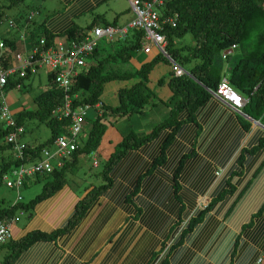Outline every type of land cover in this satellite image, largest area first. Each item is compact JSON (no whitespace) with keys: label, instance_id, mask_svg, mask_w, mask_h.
<instances>
[{"label":"crops","instance_id":"0c3cea01","mask_svg":"<svg viewBox=\"0 0 264 264\" xmlns=\"http://www.w3.org/2000/svg\"><path fill=\"white\" fill-rule=\"evenodd\" d=\"M133 16L128 0H42L34 22L43 23L56 41L65 40L71 27L80 33L93 25L120 26ZM194 44L189 37L175 46L186 52ZM237 47L219 61L223 77L227 78L237 58L225 61L224 67L221 61L229 60ZM151 52L132 51L128 63L139 68L158 54ZM193 63L179 65L189 73ZM174 68L169 61H156L146 82L153 87L143 107L103 118L106 129L113 128V138L121 140L131 131L144 135L168 116L173 106L169 83ZM112 83L118 103L117 90L124 83ZM103 103L117 104H106L104 99ZM9 106L12 110L17 105ZM99 113V109L89 108L83 129L87 126L89 130ZM131 118H135L132 125ZM177 119L176 127L161 129L110 166L109 185L79 222L55 238L36 240L11 264H149L169 243L163 264H255L260 256L264 264V146L259 144L264 139V116L253 119L209 93L192 118L183 108ZM99 149L94 151L96 156ZM43 176L26 179L22 188ZM88 176L83 175L79 182L67 177L57 191L30 207L25 204L42 186L20 194L11 240L32 231L51 233L64 228L87 187L106 182L101 176V182L93 184ZM1 248L0 264L8 252L6 245Z\"/></svg>","mask_w":264,"mask_h":264},{"label":"trees","instance_id":"16d2710c","mask_svg":"<svg viewBox=\"0 0 264 264\" xmlns=\"http://www.w3.org/2000/svg\"><path fill=\"white\" fill-rule=\"evenodd\" d=\"M264 0H165L161 8L164 16L176 19L174 27L166 26L164 33L166 37L165 50L170 57L180 65H187L194 61L189 67L187 74L170 79V88L173 92L171 107L168 116L152 130L144 135L137 136L129 132L117 144V148L110 154L100 173L104 184L87 187L84 195L75 205V210L67 225L51 233L32 231L18 240H10L6 246L7 254L1 264H11L13 260L25 248L36 240L55 238L60 233L68 230L84 216L86 210L94 202L96 197L109 185L107 176L110 166L128 150L139 147L151 140L158 131L165 127L178 124L177 114L180 109H186L189 118L198 105L208 96L206 88L214 89L225 74L219 61L222 54L227 58V51L232 45L243 46L244 52L234 64L228 69L227 79L232 87L247 99L242 107L243 113L253 119L264 116ZM0 13V19H1ZM30 38L38 39L43 36L50 43L54 38L52 34L44 29L43 23L32 22L29 29ZM68 37H74L78 30L71 27L66 31ZM189 33L195 41L194 46L176 47L175 39L182 38ZM143 31L131 30L123 40H106L93 50L88 57V66L82 69L72 84V92L78 94L79 98L74 100L77 104L94 105L102 100L101 94L108 83H119L118 103L115 106L105 105L99 109L100 113L92 120L91 127L81 145H78L71 153V158L66 160L62 167L54 168L38 194H36L25 207H30L36 202L44 199L57 191L66 182V173L77 172V158L80 154H91L98 148L101 137L106 129L102 122L107 114L123 115L124 113L137 112L147 102L149 92L145 90L148 74L153 64L158 60L169 61L164 55L158 53L150 62L142 64L139 68L126 70L123 66L129 61L130 53L142 48ZM11 45V44H10ZM13 47V44L11 45ZM28 71L23 77L9 78L6 89L13 88L16 83L28 77ZM53 74L48 75V89L41 90L33 97L36 107L31 110H20L15 114L19 124L24 125L26 119H38L50 127L51 136L44 142L36 145H28L27 151L32 157H37L41 148L49 145L53 139L61 134L68 123V119L56 120L50 116L51 110L62 100V92L55 87L52 80ZM198 80L202 85L197 83ZM206 87V88H205ZM103 101V100H102ZM7 129L0 125V138H4ZM172 136V135H170ZM264 146V139L259 141ZM2 146H9L5 141ZM20 160L13 158L2 161L0 164V179L13 165H18ZM49 175V174H48ZM18 203V202H17ZM19 204V203H18ZM15 203L10 208L0 209V214L14 215L17 208ZM200 217L196 218L197 221ZM192 225V223H191ZM166 256L160 264H163Z\"/></svg>","mask_w":264,"mask_h":264},{"label":"built area","instance_id":"2783aa9c","mask_svg":"<svg viewBox=\"0 0 264 264\" xmlns=\"http://www.w3.org/2000/svg\"><path fill=\"white\" fill-rule=\"evenodd\" d=\"M164 1L128 0L134 16L127 24L93 25L83 32L76 33L73 38L52 40L50 43H47L43 36L38 39L30 38L29 29L38 11L29 12L20 24V44H13L7 38L8 36L0 33V125L7 129L4 140L10 147L12 158L20 160V163L13 165L5 176V185L16 192L14 203L20 202V190L26 179L48 175L53 172L54 168L62 167L64 162L71 158L72 151L83 143L81 137L87 110L89 108L100 109L103 101L99 100L94 105L75 103L74 100H77L79 96L72 92V84L78 73L88 66V57L99 45L101 39L123 40L129 31L141 30L143 31L142 51L144 53H149L153 47H156L159 53L175 62L165 50L167 41L164 28L174 27L176 19L162 15L161 8ZM8 23L9 26H14V21L9 20ZM10 44H13V47ZM234 47L235 45L231 46L232 49ZM222 57L224 58L225 55L222 54ZM41 66L48 67L49 72L53 74V84L62 92V100L51 110L50 116L56 120L68 119V123L64 126L63 133L57 135L49 145L43 146L37 157H32L27 151L29 144L23 139L25 126L15 119V114L7 104L4 89H6L9 78L23 77L28 71H34ZM174 67V75L187 74L176 62ZM14 87L20 88L21 83H16ZM50 87L49 85L48 88ZM207 90L235 110H241L246 102V98L232 87L226 77L219 80L216 88H207ZM17 220L18 216L15 214H0V247L12 239L11 226ZM170 245L171 243L149 264H160ZM262 259L263 257L260 256L255 264H262Z\"/></svg>","mask_w":264,"mask_h":264},{"label":"rangeland","instance_id":"374dc122","mask_svg":"<svg viewBox=\"0 0 264 264\" xmlns=\"http://www.w3.org/2000/svg\"><path fill=\"white\" fill-rule=\"evenodd\" d=\"M42 0H0V13L2 15V18L0 20V33L4 34L5 36H8V38L12 41L13 44H20L19 43V35L20 30L19 26L20 24L26 19V16L31 11H38L40 10ZM37 17V16H36ZM9 20L14 21V26H9ZM130 33V32H129ZM191 37L189 33H186L184 37L175 39V41H181L186 42L187 39ZM192 38V37H191ZM106 38L101 39L102 42H104ZM175 42V44H176ZM238 47L233 51V55L229 60H222V66L224 67V64H226L225 61H230L233 59L234 61L239 56H242L244 47L237 45ZM20 51H22L20 49ZM152 54H157L158 49L156 47H153ZM241 54V55H239ZM175 62H172L169 60V65L171 67H174ZM123 67H127L129 69L136 68L133 63H126ZM49 69L48 67H38L34 71H30V74L28 77H25L22 79L21 87L20 88H11L9 90L4 89L5 98L8 105H11V107H16L12 109V112L16 114L19 110H31L36 107V104L33 101V97L37 95L41 90L49 86L48 82V73ZM119 85V83H116ZM113 85V83H108L107 87L104 88L102 97L104 99V102L106 104H116L117 98L115 96V91L110 87ZM146 86V85H145ZM152 86H146L145 90L149 92L152 89ZM102 99V100H103ZM15 104V105H13ZM91 115V114H90ZM91 118V116H90ZM94 119V118H93ZM92 119V120H93ZM135 119V118H134ZM134 119L131 118V125L133 124ZM25 125V133L24 138L26 141L30 142H44L46 139H48L51 136L50 127L45 124V122L39 121L38 119L32 118V119H26L24 121ZM113 128H107L104 131V137L99 145V153L96 156L94 151L92 152L91 156L86 154H80L76 161V166H78L77 173H69L67 172L66 175L69 177V179H72L74 181L79 182V179L83 177V175H89L88 177H91V182L93 184H99L101 182V171L104 167L105 162L108 159V156L110 153L114 152L117 148V144L120 141L119 139L113 138ZM88 133V127L86 126L82 131V137L81 140L86 138ZM4 138H0V145L4 144ZM50 148H53L50 146ZM9 149L7 146H2L0 148V164L2 161H6L9 158ZM96 163V165H94ZM5 176L6 173L3 175V177L0 179V207L9 204L11 202L16 201V192L14 189H11L5 185ZM51 177V175H46L43 177H40L39 180L35 182H29L26 187L22 188L20 190V194L24 193L25 190L28 188L38 187L42 186V184ZM66 177V178H67ZM3 248L0 247V251ZM3 251V250H2ZM1 258V256H0Z\"/></svg>","mask_w":264,"mask_h":264},{"label":"water","instance_id":"95a60500","mask_svg":"<svg viewBox=\"0 0 264 264\" xmlns=\"http://www.w3.org/2000/svg\"><path fill=\"white\" fill-rule=\"evenodd\" d=\"M194 79V78H193ZM194 80H196V79H194ZM197 81V80H196ZM198 82V81H197ZM246 101H247V99H246Z\"/></svg>","mask_w":264,"mask_h":264},{"label":"bare ground","instance_id":"6f19581e","mask_svg":"<svg viewBox=\"0 0 264 264\" xmlns=\"http://www.w3.org/2000/svg\"><path fill=\"white\" fill-rule=\"evenodd\" d=\"M34 11V10H33Z\"/></svg>","mask_w":264,"mask_h":264}]
</instances>
